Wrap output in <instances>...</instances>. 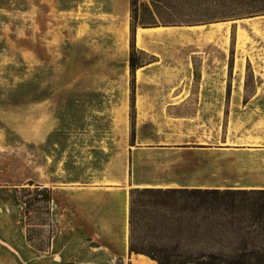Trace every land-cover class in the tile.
<instances>
[{
  "label": "crops",
  "instance_id": "obj_1",
  "mask_svg": "<svg viewBox=\"0 0 264 264\" xmlns=\"http://www.w3.org/2000/svg\"><path fill=\"white\" fill-rule=\"evenodd\" d=\"M230 26L139 28L136 46L154 61L136 72L134 92L124 91L119 104L102 91L104 111L84 116L78 99L59 101L57 115L46 100L34 101L25 144L7 142L0 128V264L133 263L132 190L264 191V57L195 56V35H227ZM246 38L238 26V44ZM159 44L190 55H169ZM27 184L52 194L56 235L47 253L29 245L27 227L28 249L4 231L17 214L13 196Z\"/></svg>",
  "mask_w": 264,
  "mask_h": 264
},
{
  "label": "rangeland",
  "instance_id": "obj_2",
  "mask_svg": "<svg viewBox=\"0 0 264 264\" xmlns=\"http://www.w3.org/2000/svg\"><path fill=\"white\" fill-rule=\"evenodd\" d=\"M131 1L0 0V128L7 142L13 143L19 138V142L25 144L23 139H26L29 120L28 106L34 101L46 100L50 106L49 112L57 115L59 101L67 99L71 105L75 104L71 102L78 99L83 115L89 116L93 111H104L105 102L109 98L103 96L102 91H111L110 99L115 100L116 104L120 103L124 91H132L129 66L131 12L127 37L123 36L125 12L128 6L131 9ZM137 1L138 14L143 16L140 4L145 3L150 7L151 1ZM241 3L242 0H192L189 6L178 9L179 13L199 17L197 20L231 25L227 35L207 33L209 38H206L205 31L195 35V49L201 53L195 56L264 57V19L258 25L252 26L251 23L239 24L236 22L240 20L225 18L238 14L243 8ZM151 12L154 13L152 8ZM173 12L177 10H158L160 15ZM145 15L149 16L150 13ZM258 17L264 16L253 18ZM209 25L211 24L202 26ZM238 26H242L247 35V40L242 45L238 44ZM201 42H207L209 48H204ZM159 45L169 55H190L176 44H168L166 47L164 44ZM136 49L141 51L137 46ZM144 53L139 59L147 64L153 57L150 53ZM198 82L196 75V83ZM66 89L69 90V96H60ZM71 90L79 91L81 96L72 97ZM18 190L16 196L13 190L10 191L14 193L16 204L12 207L17 209V214L13 215V222L4 231L15 236L12 242L14 247L28 249V244L23 240L26 216L20 199L27 196L31 200L43 193H38L36 186L29 184ZM151 211L149 207L140 208L139 223L142 226L150 223ZM40 214L34 212L31 216V224L34 226L32 234L36 239L35 243L44 246L49 230L40 226L43 218ZM144 229L145 227L138 229L136 237L145 240L146 246L156 244L155 239L151 238H155L154 235L147 230L144 232ZM248 233L245 245L249 250L253 246L264 248L262 237H258L254 230ZM210 244L217 250L227 252V241L220 245L216 242ZM54 260L53 263L56 264ZM124 264L133 263L126 261Z\"/></svg>",
  "mask_w": 264,
  "mask_h": 264
},
{
  "label": "trees",
  "instance_id": "obj_3",
  "mask_svg": "<svg viewBox=\"0 0 264 264\" xmlns=\"http://www.w3.org/2000/svg\"><path fill=\"white\" fill-rule=\"evenodd\" d=\"M150 7L141 3L143 16H139L137 0L131 1V52L129 66L132 77V91L136 88V72L151 64L140 61L145 55L136 49V33L139 28L196 27L212 24L213 21L197 20L199 17L178 12L189 6L192 0H150ZM242 10L225 18L235 20L264 16V0H242ZM176 9L168 15L158 10ZM245 9V10H243ZM243 11V12H242ZM145 13H150L146 16ZM29 186H35L29 184ZM34 199L27 196L20 201L26 207L27 241L41 253H47L56 235L52 222V194L49 189L36 186ZM146 200V202L144 201ZM148 201V202H147ZM152 211L149 222L141 225L140 208ZM40 212L41 227L48 228L47 243L36 244L32 234V214ZM146 214V212H145ZM39 226V225H37ZM154 235L156 244L146 246L136 237L138 229L144 228ZM254 230L264 240V191H202V190H156L136 189L130 195V254L144 255L158 264H264V248L253 246L248 249L246 236ZM145 239V238H144ZM228 242L226 251L217 250L211 242Z\"/></svg>",
  "mask_w": 264,
  "mask_h": 264
},
{
  "label": "bare ground",
  "instance_id": "obj_4",
  "mask_svg": "<svg viewBox=\"0 0 264 264\" xmlns=\"http://www.w3.org/2000/svg\"><path fill=\"white\" fill-rule=\"evenodd\" d=\"M132 260L134 264H155L152 260L142 255L133 256Z\"/></svg>",
  "mask_w": 264,
  "mask_h": 264
}]
</instances>
